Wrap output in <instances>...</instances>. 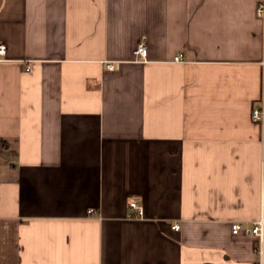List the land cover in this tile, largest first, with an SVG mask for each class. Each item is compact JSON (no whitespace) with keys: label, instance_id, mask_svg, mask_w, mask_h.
I'll return each instance as SVG.
<instances>
[{"label":"crops","instance_id":"0c3cea01","mask_svg":"<svg viewBox=\"0 0 264 264\" xmlns=\"http://www.w3.org/2000/svg\"><path fill=\"white\" fill-rule=\"evenodd\" d=\"M261 4L0 0V264H264Z\"/></svg>","mask_w":264,"mask_h":264},{"label":"built area","instance_id":"2783aa9c","mask_svg":"<svg viewBox=\"0 0 264 264\" xmlns=\"http://www.w3.org/2000/svg\"><path fill=\"white\" fill-rule=\"evenodd\" d=\"M258 14L264 18V4H261L258 8ZM6 54V48L4 45H0V61L2 57ZM136 59L145 60L147 57V49L145 43H140L134 52ZM176 61H182L183 56L179 55L175 58ZM108 68L110 70H114L116 68L115 64H108ZM264 117V111L261 109L254 110L253 118L255 120H261ZM130 209L132 210V214L130 217H142L144 215V208L139 201H132L130 203ZM91 213H94V210H91ZM176 230H179V226H175ZM232 233L234 235L244 234L247 236H253L258 240L260 244L264 242V220H260L255 222L252 227L245 226L241 222H236L232 224ZM260 253L262 254V249H260ZM259 264H263L260 262Z\"/></svg>","mask_w":264,"mask_h":264}]
</instances>
